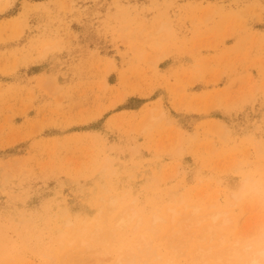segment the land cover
<instances>
[{"label":"rangeland","instance_id":"1","mask_svg":"<svg viewBox=\"0 0 264 264\" xmlns=\"http://www.w3.org/2000/svg\"><path fill=\"white\" fill-rule=\"evenodd\" d=\"M0 228V264H250L264 0H0Z\"/></svg>","mask_w":264,"mask_h":264},{"label":"bare ground","instance_id":"2","mask_svg":"<svg viewBox=\"0 0 264 264\" xmlns=\"http://www.w3.org/2000/svg\"><path fill=\"white\" fill-rule=\"evenodd\" d=\"M198 210H200V209H198ZM192 214H194V216H195V215H197V212H195V213L193 212ZM221 215L222 214H220V212H218V213H210L209 214V216L211 218L209 216H208V218H210V220H212L213 223H211V224L208 225V229H218V228H221L223 226V225L221 226V224H225L228 221L227 217L224 215V216H222L223 217L222 218V221L220 223H216L215 224L214 221H216ZM204 216H203V218H205ZM206 216H207V214H206ZM192 217L193 216L190 215L189 218H191V220H193L194 217L193 218ZM197 220H198V218L196 219V223H197ZM201 220H202V218H201ZM193 222L195 223L194 220H193ZM5 239H6L5 229L4 228H0V247H3L2 245L5 243ZM3 248L5 249V248H7V246H5ZM236 254L238 255L237 251H236ZM262 261L264 262V254H262V253L259 252L258 254H256V255L253 256V258L250 261V264H262Z\"/></svg>","mask_w":264,"mask_h":264},{"label":"clouds","instance_id":"3","mask_svg":"<svg viewBox=\"0 0 264 264\" xmlns=\"http://www.w3.org/2000/svg\"><path fill=\"white\" fill-rule=\"evenodd\" d=\"M236 251L239 255L245 256L246 254H253L257 251L264 254V238L256 241L238 242Z\"/></svg>","mask_w":264,"mask_h":264}]
</instances>
